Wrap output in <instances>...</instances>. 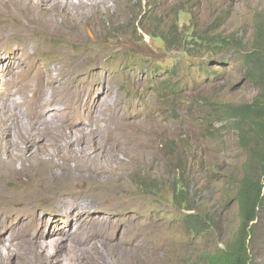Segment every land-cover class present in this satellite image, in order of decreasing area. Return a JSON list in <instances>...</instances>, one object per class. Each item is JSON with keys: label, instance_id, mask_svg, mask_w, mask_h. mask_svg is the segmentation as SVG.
I'll use <instances>...</instances> for the list:
<instances>
[{"label": "rangeland", "instance_id": "obj_1", "mask_svg": "<svg viewBox=\"0 0 264 264\" xmlns=\"http://www.w3.org/2000/svg\"><path fill=\"white\" fill-rule=\"evenodd\" d=\"M98 3L73 6L56 25L39 24L28 33L0 22V88H17L28 99L36 77L55 80L53 88L41 86L46 97L53 89L58 110L79 112L86 126L97 123L103 150L94 158L71 155L68 130L45 133L51 152L38 155L44 172L29 182L20 173L0 184V205L29 211L5 217L0 208V264H198L200 252L224 246L234 234L238 180L246 165L251 173L257 168L232 127L207 114L209 101L243 103L257 93L243 53L252 46L264 0ZM46 6L24 15L40 19L57 9ZM168 28L178 36L169 46L148 34ZM196 33L233 35L241 53L229 46L211 56L181 46ZM20 98L17 92L9 101ZM70 168L86 179L71 184L65 175ZM140 179L156 187L144 190ZM183 185L185 198L174 200V187ZM184 199L192 210L182 208ZM258 212L248 237L252 264H264V205ZM183 213L210 217L211 229L196 235ZM31 215L41 224L34 225ZM5 224L24 231L22 238L11 241Z\"/></svg>", "mask_w": 264, "mask_h": 264}, {"label": "bare ground", "instance_id": "obj_2", "mask_svg": "<svg viewBox=\"0 0 264 264\" xmlns=\"http://www.w3.org/2000/svg\"><path fill=\"white\" fill-rule=\"evenodd\" d=\"M87 1H89V5L96 4L97 2H99L98 4L106 2V0H76L75 4L73 0H27L26 3H22L19 0H15L18 4H15L16 6L14 7L12 6V0H0V22H5V29L18 28L28 33V30L26 29L32 28L34 30L39 24L42 25L48 23L49 25H56L59 23L58 16L67 15L70 8L73 6L87 5ZM41 4L47 6L54 4L57 9L51 10L49 8L50 10H46L44 15L41 13V17L42 15L43 17L40 19L39 17L35 18L36 16L34 17L33 14L30 13L24 15L25 9H30ZM33 11L35 12V10ZM2 27L3 26L0 24L1 29H3ZM73 77L76 78V73ZM43 84L49 85L53 88L55 80L49 79L48 77H36L34 85L28 87V89L33 92V95L28 99L26 95L17 88L12 90H8L4 86L0 88V184L12 178L17 179V177L20 176V173H23V175L26 173V180L29 182L37 178L39 172H44L41 165L42 161L39 159L38 155L49 154L51 152L50 148H48L49 145L46 147L44 145L45 143H43L45 141L43 138L46 137L45 133L50 135L54 133L55 135L57 132L56 134L59 135L61 130H68L70 135H72L73 140L67 139L65 145L68 144L66 148L69 149L71 155L80 152L84 153V157L89 156L94 158L103 151H101L97 141L98 139L96 138V130L99 128L98 124L94 123L86 126L87 123L84 124L79 112L58 110L51 103L53 89H51L49 96L46 97V93L41 87ZM17 92L21 93V98L19 100L15 99L9 101V99ZM78 97L79 93L77 92L73 95V101ZM22 102L27 103L25 109H22L21 107ZM67 104H70L69 101H67ZM84 104L87 106L89 105L88 98L84 100ZM49 106H51L50 109L48 108ZM45 111H48V113L45 114ZM20 119H22L21 124H24L22 126L18 123V120ZM54 119L55 121L53 123ZM86 130L88 133L85 132ZM75 141H78L79 143H76ZM89 149L92 150L91 154L87 153V150ZM24 161H27L28 164L20 165V167L16 166L17 163L21 164L24 163ZM77 166L83 168L86 164L84 161H78ZM65 175L69 178L71 184H77L86 179L83 174L75 173L71 168L66 170ZM0 208H3L2 213L5 217L13 213L14 210L19 211V217L28 215L29 212L25 206L15 208L10 205H0ZM20 212H22V214ZM84 212V214H86V210ZM31 219L32 223L34 222V225L41 224V222L38 223V220L40 219L35 215H31ZM4 229L8 230V237L11 241H13L12 238H16L19 235L21 237L22 234L25 233L18 228H14L12 224H5ZM41 235L42 233L40 234V237Z\"/></svg>", "mask_w": 264, "mask_h": 264}, {"label": "trees", "instance_id": "obj_3", "mask_svg": "<svg viewBox=\"0 0 264 264\" xmlns=\"http://www.w3.org/2000/svg\"><path fill=\"white\" fill-rule=\"evenodd\" d=\"M145 14V13H144ZM143 14V15H144ZM149 36L164 38L167 46L178 42V36L173 28H168L161 33L148 32ZM198 33L185 37L181 46L188 50L206 49L208 55H214L219 50L229 46L234 47L236 55H240L241 41L233 35H221L216 33L208 37L197 35ZM193 39L194 43L186 42ZM190 50V51H191ZM186 52V50H185ZM243 62L246 67L248 79L257 86V93L249 102H212L208 105L210 113L207 118L214 117V120L224 121L236 132L241 147L247 151L248 163L253 164L252 173L248 170L239 178L235 200L238 209V226L223 248L217 247L213 251L203 254L201 264H252V256L249 253L248 237L253 232L255 220L258 219V208L264 205V15L259 17L255 24V36L250 50L243 53ZM215 108H214V107ZM258 171V173H257ZM143 179V178H142ZM138 181L144 190H152L155 184L145 183V180ZM187 191L181 186L173 191V199L185 198ZM182 208L192 210L193 207L184 199ZM187 228L196 235L207 232L211 229L210 217H200L197 213H183Z\"/></svg>", "mask_w": 264, "mask_h": 264}, {"label": "clouds", "instance_id": "obj_4", "mask_svg": "<svg viewBox=\"0 0 264 264\" xmlns=\"http://www.w3.org/2000/svg\"><path fill=\"white\" fill-rule=\"evenodd\" d=\"M186 211H188V210H186ZM209 231V230H208ZM217 247H219V246H216L215 247V249L217 248ZM224 246H222V247H220V248H223ZM214 250V249H213ZM213 250H203L202 252H200V254H199V262H198V264H201V261H202V257H203V254L205 253V252H208V251H213Z\"/></svg>", "mask_w": 264, "mask_h": 264}]
</instances>
